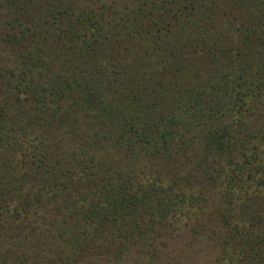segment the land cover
<instances>
[{"label":"trees","instance_id":"trees-1","mask_svg":"<svg viewBox=\"0 0 264 264\" xmlns=\"http://www.w3.org/2000/svg\"><path fill=\"white\" fill-rule=\"evenodd\" d=\"M0 264H264V0H0Z\"/></svg>","mask_w":264,"mask_h":264}]
</instances>
